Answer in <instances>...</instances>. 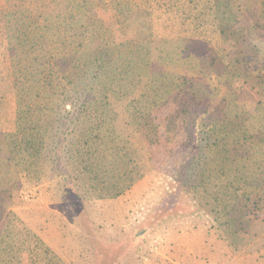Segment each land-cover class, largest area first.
Listing matches in <instances>:
<instances>
[{
  "label": "trees",
  "instance_id": "obj_1",
  "mask_svg": "<svg viewBox=\"0 0 264 264\" xmlns=\"http://www.w3.org/2000/svg\"><path fill=\"white\" fill-rule=\"evenodd\" d=\"M132 2L0 0V114L14 108L11 128H0L6 159L0 183L7 163L17 160L31 186H59L61 178L69 184L64 177L72 174L89 190L87 175L142 170L144 160L154 161L151 149L165 145L174 169L180 166L175 183L209 211L228 216L227 195L241 190L239 174L243 199L260 195L248 189L264 183V161L250 156L264 145V121L254 114L263 109L264 75L239 67L247 45H222L238 37L221 24L213 26L214 43L196 36L157 40L134 37L137 27L123 36L116 22L98 24L85 12L95 3ZM188 7L199 10L195 0ZM52 17L62 20L55 42L39 24ZM220 161L229 166L223 176ZM234 162L239 167L232 172ZM12 234L0 237V264H10ZM45 264L67 263L52 253Z\"/></svg>",
  "mask_w": 264,
  "mask_h": 264
},
{
  "label": "rangeland",
  "instance_id": "obj_2",
  "mask_svg": "<svg viewBox=\"0 0 264 264\" xmlns=\"http://www.w3.org/2000/svg\"><path fill=\"white\" fill-rule=\"evenodd\" d=\"M131 1L128 7L95 3L85 12L98 24L116 22L123 36H132L128 28L137 27L134 37L157 40L196 36L214 43L213 26L221 24L238 37L232 35L222 45H247L248 57L243 56L239 67L264 75V0H195L199 10L207 6L214 12L201 15L198 9L190 12L188 0ZM61 21L52 17L39 24L48 26L44 33L52 34L55 42ZM262 108L254 110L260 121L264 103ZM13 119L11 104L0 114V128L10 129ZM150 154L154 161L144 160L142 170L125 168L120 175L102 173L95 179L87 175L89 190L72 174L64 177L69 184L61 178L59 186H31L19 173L17 160L8 162L9 174L0 183V237L13 233L9 263L45 264L53 253L67 264H264V183L257 180L248 189L260 190V195L243 199L246 185L239 174L235 184L241 190L227 195L232 208L230 215L221 216L175 183L180 166L174 169L165 145ZM250 156L264 161V145L251 149ZM5 161L0 157V164ZM238 167L234 162L232 172ZM218 168L221 176L229 172L221 161Z\"/></svg>",
  "mask_w": 264,
  "mask_h": 264
}]
</instances>
